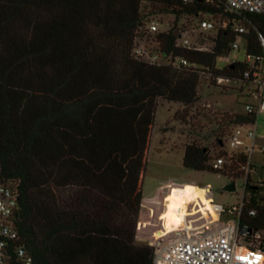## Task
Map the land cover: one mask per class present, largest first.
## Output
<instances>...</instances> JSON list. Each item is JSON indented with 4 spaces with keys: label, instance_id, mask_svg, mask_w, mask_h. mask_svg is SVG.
Wrapping results in <instances>:
<instances>
[{
    "label": "trees",
    "instance_id": "obj_1",
    "mask_svg": "<svg viewBox=\"0 0 264 264\" xmlns=\"http://www.w3.org/2000/svg\"><path fill=\"white\" fill-rule=\"evenodd\" d=\"M168 14L174 23L157 34L159 50L189 66L135 60L147 17ZM200 15L219 22L209 51L175 47L177 19ZM247 21L244 55L257 60L264 17ZM233 22L214 0H0V182L16 189L14 226L33 264H152L153 248L137 244L135 230L156 100L186 108L200 73L240 78L243 62L215 67L235 39ZM221 156L228 166L214 170L209 150L190 143L181 164L238 178L228 173L245 156ZM242 201L240 224L264 231V189L247 178Z\"/></svg>",
    "mask_w": 264,
    "mask_h": 264
},
{
    "label": "rangeland",
    "instance_id": "obj_2",
    "mask_svg": "<svg viewBox=\"0 0 264 264\" xmlns=\"http://www.w3.org/2000/svg\"><path fill=\"white\" fill-rule=\"evenodd\" d=\"M208 18L215 24L219 23ZM149 20L156 21L161 32L169 30L174 23V17L169 14L150 15L147 17ZM195 23L196 19L181 16L175 22V27L182 32L192 26L195 28ZM214 35V32L195 31L190 33L188 39L209 49ZM153 38L154 35L142 38L148 48L153 45ZM231 58L240 62L245 60L242 43L238 51L231 53ZM227 64L225 58H218L215 67L219 69ZM224 85L216 86L210 76L203 73L199 74L196 100L192 105L185 108L178 103L156 100L141 176L142 199L135 230L137 244H149V240L156 242L167 237L166 234L172 232L171 226L183 224L185 228H190V225L201 222L219 221L218 208L235 206L241 201L245 176L237 166L228 174L232 177L238 175V178H231L221 173L186 170L181 164L183 148L190 143L207 148L212 159L217 153L228 151L223 137L233 126L227 118L242 113L246 89L241 90L240 83ZM256 133L258 137L264 136V113L258 119ZM218 136L223 138L220 146L216 142ZM257 145L264 146V140L258 139ZM250 161V181H264V153L253 152ZM225 166L227 168V161ZM229 182L234 183L233 192L224 190ZM174 201L184 205L176 207V216H173L171 205ZM164 203L165 212L162 213ZM202 204H206L207 208ZM260 259L257 254L242 255L245 264L260 263Z\"/></svg>",
    "mask_w": 264,
    "mask_h": 264
},
{
    "label": "built area",
    "instance_id": "obj_3",
    "mask_svg": "<svg viewBox=\"0 0 264 264\" xmlns=\"http://www.w3.org/2000/svg\"><path fill=\"white\" fill-rule=\"evenodd\" d=\"M189 3L193 0H182ZM209 1V0H206ZM220 3L225 11L232 15L234 22L231 31L235 34L234 41L229 46L228 55L225 60L232 64L238 60L231 58V53L238 51L241 45L242 35L247 32L248 15H259L264 17V0H214ZM196 19L195 28L178 32L174 46L200 52L209 49L189 41L190 33L195 31L202 33H216L217 24L208 17L200 15ZM144 32L138 34L132 44V57L148 65H171L176 68L189 66L186 60L175 58L171 55H163L159 50L157 34L166 32L159 31L157 22L149 20L145 23ZM146 35H154L153 45L148 48L144 38ZM214 36H212V39ZM261 53L257 60L251 56H245L243 63L247 67L241 72L239 79L215 76L210 78L219 87L228 84H241L245 88V103L242 105V115L245 121L235 124L223 137L228 147L225 151L227 157L237 158L245 156V162L241 165L236 163L237 168L242 171L245 180L251 173V156L253 152L264 153V146L257 145V140H264V136H257L256 129L259 117L264 113V35L256 32ZM240 62V61H239ZM203 74V73H200ZM222 138V139H223ZM221 139V140H222ZM225 157H216L211 162V168L220 170L225 165ZM254 185L264 188V181L256 180ZM244 190V188H243ZM243 198V197H242ZM166 202V201H165ZM244 204L241 201L231 207L218 208V214L222 220L215 224L210 230H191L183 224L171 226L172 232L166 234V240L158 247L149 240V246L153 248L152 264H245L242 261L244 253L257 254L261 257L260 263L264 264V231L251 232L239 222L243 214ZM17 192L13 184L0 182V264H33L32 259L25 250L14 226V218L17 214ZM165 203L163 212L165 211ZM247 217L254 216L253 210L246 211ZM227 229L228 236L222 232ZM213 235V237H210ZM162 239V238H161Z\"/></svg>",
    "mask_w": 264,
    "mask_h": 264
},
{
    "label": "crops",
    "instance_id": "obj_4",
    "mask_svg": "<svg viewBox=\"0 0 264 264\" xmlns=\"http://www.w3.org/2000/svg\"><path fill=\"white\" fill-rule=\"evenodd\" d=\"M180 203V204H179ZM172 202L171 205L173 206V216L175 215H178V213H176L175 209L178 205H181L184 207V205L181 203V202ZM204 207L207 208V205L206 204H202ZM186 208V207H185ZM220 219L219 221H210V222H201V223H198V224H194L193 226L190 225V229L191 230H203V231H208L210 230L215 224H217L218 222H220L222 220L221 216H219ZM210 237H213V235H210ZM168 240V237H164L162 239H159L158 241L154 242L158 247L162 246V244Z\"/></svg>",
    "mask_w": 264,
    "mask_h": 264
},
{
    "label": "water",
    "instance_id": "obj_5",
    "mask_svg": "<svg viewBox=\"0 0 264 264\" xmlns=\"http://www.w3.org/2000/svg\"><path fill=\"white\" fill-rule=\"evenodd\" d=\"M224 190H225L226 192H233V191H234V183H233V182H229V183L225 186Z\"/></svg>",
    "mask_w": 264,
    "mask_h": 264
},
{
    "label": "bare ground",
    "instance_id": "obj_6",
    "mask_svg": "<svg viewBox=\"0 0 264 264\" xmlns=\"http://www.w3.org/2000/svg\"><path fill=\"white\" fill-rule=\"evenodd\" d=\"M223 233H225V234H226V236H228V231H223Z\"/></svg>",
    "mask_w": 264,
    "mask_h": 264
}]
</instances>
